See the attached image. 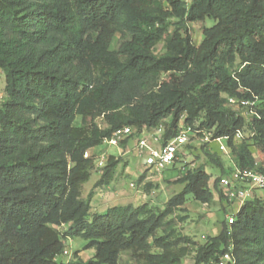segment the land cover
<instances>
[{
	"label": "trees",
	"instance_id": "trees-1",
	"mask_svg": "<svg viewBox=\"0 0 264 264\" xmlns=\"http://www.w3.org/2000/svg\"><path fill=\"white\" fill-rule=\"evenodd\" d=\"M207 19L214 25L197 46L189 25ZM0 70V264H64L58 258L75 238L95 254L67 264H183L195 247V264L227 253L228 264H264V189L204 244L169 221L189 198L214 203L203 167L183 173L182 192L163 210L146 203L91 214L92 196L82 197L96 168L87 151L125 127L131 139L164 125L165 144L182 120L226 140L234 169L264 175V0H0ZM230 98L252 103L251 118ZM119 164L110 157L98 185Z\"/></svg>",
	"mask_w": 264,
	"mask_h": 264
},
{
	"label": "rangeland",
	"instance_id": "rangeland-1",
	"mask_svg": "<svg viewBox=\"0 0 264 264\" xmlns=\"http://www.w3.org/2000/svg\"><path fill=\"white\" fill-rule=\"evenodd\" d=\"M213 25L214 21L211 19L189 25L193 41L197 46L203 40V29ZM162 52L163 45L160 44L156 48V53L161 54ZM5 87V74L0 70V104L6 101ZM231 107L246 120L252 116V113L248 111V107ZM98 122L102 127H105L102 120H98ZM166 123L170 124L171 119L167 120ZM200 123L201 121L197 122L194 127L198 129ZM80 124L81 121L78 120L76 125L79 126ZM242 137H249V132L242 133L241 138L236 140L237 143L241 141ZM137 139V136L132 137L126 145H121L119 148L109 147L106 144L96 148L97 153L106 152L110 157L119 160L120 164L109 184L98 185L103 171L96 168L91 179L84 184L82 197L88 199L92 196L91 214H103L114 206H139L146 203L163 210L172 197L182 192L184 185L176 183V181L182 177L183 173L203 167L211 175L210 186L215 194L214 203L203 205L189 198L187 204L170 217L169 221L179 234L190 237L198 244H204L210 237L217 236L222 228V223L226 221L227 215L233 213L232 205H230L227 198L220 201L219 194L213 186L214 182L220 179L219 190L225 193L221 186V180L234 170L231 150L226 140L213 141L206 131L197 134L172 167L161 173H152L147 171L143 157L135 150ZM222 147L225 149L223 150ZM251 149L258 158L254 145L251 146ZM207 153L222 159L226 174L222 173L218 166L209 161ZM142 175H145V179L142 183H139ZM253 193L254 195H262L263 190H254ZM91 218L92 215L89 219ZM60 229L62 232H67L69 226H63ZM66 245V252L58 258L59 262L67 264L80 260L86 263L94 257L95 250L86 249L87 241L82 238L68 239ZM195 256L196 247L193 248V253L184 260L183 264H195ZM123 259V263L131 260L129 255H124Z\"/></svg>",
	"mask_w": 264,
	"mask_h": 264
},
{
	"label": "built area",
	"instance_id": "built-area-1",
	"mask_svg": "<svg viewBox=\"0 0 264 264\" xmlns=\"http://www.w3.org/2000/svg\"><path fill=\"white\" fill-rule=\"evenodd\" d=\"M229 102L232 106L248 107L252 103L244 100L230 98ZM165 126L161 125L154 130L153 137H156V143L152 142L145 134L140 135L135 143V150L144 159V165L147 171L152 173H161L172 167L178 160L179 156L185 152V148L192 142L197 134L204 133L195 130L194 127L186 125L182 120L179 124L177 135L163 144L161 136ZM134 133L133 128L125 127L114 132L110 139H107L103 144L109 147L119 148L122 142L126 141ZM212 137V135L209 133ZM242 133H238L236 139L241 138ZM207 138V137H206ZM223 139L213 141L221 142ZM161 141V143H160ZM158 143V144H157ZM224 150L225 148L222 147ZM85 158H93L97 170H102L108 164L110 159L106 152L97 153L96 148L85 153ZM221 186L225 190V195L233 208V213L227 215L226 220L229 225H233L237 220L241 208L245 203L255 197L253 191L264 189V175L254 170H241L235 168L231 173L221 180ZM232 262L230 253H227L218 264H228Z\"/></svg>",
	"mask_w": 264,
	"mask_h": 264
},
{
	"label": "crops",
	"instance_id": "crops-1",
	"mask_svg": "<svg viewBox=\"0 0 264 264\" xmlns=\"http://www.w3.org/2000/svg\"><path fill=\"white\" fill-rule=\"evenodd\" d=\"M154 132H155L154 130H150V131L149 130H144L140 135L145 134L148 138H150V140L152 142H155L156 143V137H153L152 136ZM137 137H139V136H137ZM160 143H161V141H160Z\"/></svg>",
	"mask_w": 264,
	"mask_h": 264
}]
</instances>
